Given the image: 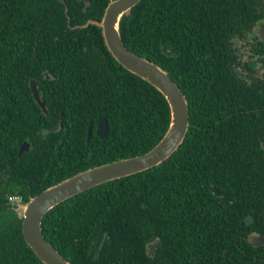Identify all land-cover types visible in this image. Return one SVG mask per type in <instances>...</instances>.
Returning <instances> with one entry per match:
<instances>
[{
	"label": "trees",
	"instance_id": "1",
	"mask_svg": "<svg viewBox=\"0 0 264 264\" xmlns=\"http://www.w3.org/2000/svg\"><path fill=\"white\" fill-rule=\"evenodd\" d=\"M110 1L82 11L75 0H0V264H44L15 207L80 171L142 155L168 132L169 101L116 61L96 24ZM262 22L264 0H141L123 15V42L180 86L190 126L158 165L45 214L43 234L62 256L73 264H264V245L250 241L264 236V40L254 31ZM246 52L261 70L242 77ZM25 141L30 149L19 156Z\"/></svg>",
	"mask_w": 264,
	"mask_h": 264
},
{
	"label": "water",
	"instance_id": "2",
	"mask_svg": "<svg viewBox=\"0 0 264 264\" xmlns=\"http://www.w3.org/2000/svg\"><path fill=\"white\" fill-rule=\"evenodd\" d=\"M141 0H111L106 8L103 20L96 24L103 28V36L108 50L118 63L131 72L152 82L165 95L171 107V124L163 139L148 152L129 158L118 159L102 165L80 171L57 184H54L32 197L28 203L15 207L19 217L23 219L22 232L26 243L44 264H73L62 256L46 239L42 231V220L45 214L61 202L107 181L132 175L155 165H158L173 154L184 141L190 126V106L186 95L170 75L155 62L132 52L123 42L120 33V22L123 15L131 10ZM260 40H264V22L259 25ZM167 55H173V50L163 48ZM31 91L34 98L47 112L38 90L36 80L31 79ZM93 122L87 131V141L93 134ZM58 125L50 131H56ZM109 132L106 116L99 117L96 134L104 138ZM30 149V143L25 141L19 149V156ZM217 195L222 193L215 189ZM251 222L252 217H247ZM106 235L103 245L108 238ZM253 245H264L263 235H254L250 239ZM159 241L150 244L149 253L154 254ZM101 249L98 251V257ZM228 252V249L225 253Z\"/></svg>",
	"mask_w": 264,
	"mask_h": 264
},
{
	"label": "flooded vegetation",
	"instance_id": "3",
	"mask_svg": "<svg viewBox=\"0 0 264 264\" xmlns=\"http://www.w3.org/2000/svg\"><path fill=\"white\" fill-rule=\"evenodd\" d=\"M76 3L75 5L76 6H79V4H82V11H86L87 9H89L91 7V0H75ZM258 28L256 30H254L258 35H259V26H257ZM252 55L250 52H246L245 53V56H246V59H244L243 61V68H240V74L242 75V77H246L247 74H257L259 73V71L261 70L260 69V66H256L254 67L253 66V58H252Z\"/></svg>",
	"mask_w": 264,
	"mask_h": 264
},
{
	"label": "rangeland",
	"instance_id": "4",
	"mask_svg": "<svg viewBox=\"0 0 264 264\" xmlns=\"http://www.w3.org/2000/svg\"><path fill=\"white\" fill-rule=\"evenodd\" d=\"M258 27L255 28V30L257 29ZM244 59H246V56H244ZM17 201H21L20 198L16 199Z\"/></svg>",
	"mask_w": 264,
	"mask_h": 264
},
{
	"label": "built area",
	"instance_id": "5",
	"mask_svg": "<svg viewBox=\"0 0 264 264\" xmlns=\"http://www.w3.org/2000/svg\"><path fill=\"white\" fill-rule=\"evenodd\" d=\"M18 198H19L18 196H14V197H12L11 199L16 200V199H18Z\"/></svg>",
	"mask_w": 264,
	"mask_h": 264
},
{
	"label": "clouds",
	"instance_id": "6",
	"mask_svg": "<svg viewBox=\"0 0 264 264\" xmlns=\"http://www.w3.org/2000/svg\"><path fill=\"white\" fill-rule=\"evenodd\" d=\"M14 200V199H13Z\"/></svg>",
	"mask_w": 264,
	"mask_h": 264
}]
</instances>
